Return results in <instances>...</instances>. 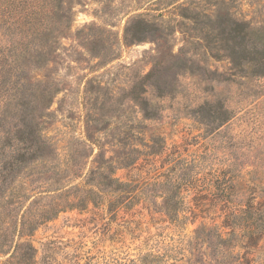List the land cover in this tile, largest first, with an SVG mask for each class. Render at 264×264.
<instances>
[{"label":"rangeland","instance_id":"rangeland-1","mask_svg":"<svg viewBox=\"0 0 264 264\" xmlns=\"http://www.w3.org/2000/svg\"><path fill=\"white\" fill-rule=\"evenodd\" d=\"M67 6L45 67L27 69L42 80L29 110L54 150L49 165L63 169L54 175H62L57 192L42 180L52 172L42 164L22 178V191H42L31 211H55L17 238L32 243L31 264H180L179 241L220 223L221 190L249 180L255 201L262 195V239L228 263L264 264V75L242 58L264 52V0H63ZM47 11L41 20L52 24ZM9 21H0L8 45L17 37ZM212 98L225 102L226 120L202 105ZM6 103L0 99V111ZM129 148L138 151L134 163L114 172L130 183L125 192L69 206L80 203L72 185L88 188L82 175L95 160L122 159Z\"/></svg>","mask_w":264,"mask_h":264},{"label":"trees","instance_id":"trees-1","mask_svg":"<svg viewBox=\"0 0 264 264\" xmlns=\"http://www.w3.org/2000/svg\"><path fill=\"white\" fill-rule=\"evenodd\" d=\"M15 1L20 9H12ZM62 5L63 0H0V21L5 25L10 19L6 27H13L17 36L9 45L0 39V99L8 98V103L0 111V264H31L35 252L32 243L28 240L19 242L17 238L20 239L23 234L30 235L55 213L42 208L31 211L35 202L30 199L42 191H22V178L27 176L25 171L33 165L42 164L44 172L52 170L51 174L41 177L45 184L53 182L50 185L55 187L51 191L57 192L63 188L60 186L62 175L54 176L62 174L63 169L55 171V166L49 165L55 159V153L43 135L45 126L42 122H36L29 110L28 100L35 96L33 88L42 85V80L32 79L27 71L45 67L49 57H45L44 50H51L54 39L65 32L68 24L66 14L70 8L67 6V9H63ZM47 9L54 10L50 16L55 18L52 24L41 20L42 17L48 18L50 12L47 14ZM3 16H6L5 20ZM61 18H65L62 23ZM8 38L11 40L13 34ZM15 48H18L17 53H13ZM48 51L46 54L49 56ZM253 53L248 59L243 55L245 66L255 75H264V52L254 50ZM230 58L233 60V56ZM202 105L208 107L210 113H216L219 119L226 120L229 109L223 100L212 98L202 102ZM136 152V149L129 148L120 156L122 159H119V155H113L95 160V168L82 175L83 183L88 188L80 187V183L72 185L76 192L74 198L80 203H69V206L81 208L86 201L95 204V196L100 198V192H125L130 183L115 177L114 172L118 167L134 163ZM252 184L253 181L249 180L238 187L228 186L221 190L218 198L222 204L221 210H224L222 221L202 224L186 242L179 241V245H184L174 252L181 254L182 257L178 259L180 264H229L230 259L245 257L247 251L242 252L241 249L254 246L256 240L262 239V195H257L259 199L255 201L257 190ZM256 185L260 192L262 182ZM45 191L49 192L50 189ZM174 214L176 220H181L177 213Z\"/></svg>","mask_w":264,"mask_h":264}]
</instances>
